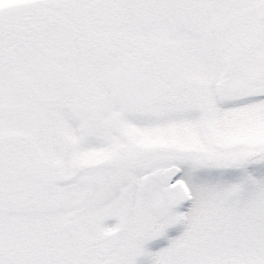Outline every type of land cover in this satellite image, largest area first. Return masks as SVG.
I'll return each instance as SVG.
<instances>
[{
  "label": "snow or ice",
  "instance_id": "obj_1",
  "mask_svg": "<svg viewBox=\"0 0 264 264\" xmlns=\"http://www.w3.org/2000/svg\"><path fill=\"white\" fill-rule=\"evenodd\" d=\"M0 264H264V0H0Z\"/></svg>",
  "mask_w": 264,
  "mask_h": 264
}]
</instances>
